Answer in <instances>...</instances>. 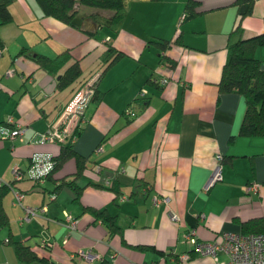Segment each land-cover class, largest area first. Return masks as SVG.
I'll use <instances>...</instances> for the list:
<instances>
[{"label":"crops","instance_id":"obj_1","mask_svg":"<svg viewBox=\"0 0 264 264\" xmlns=\"http://www.w3.org/2000/svg\"><path fill=\"white\" fill-rule=\"evenodd\" d=\"M194 1L193 13L182 17L185 0H123L108 24L109 8L78 3L69 23L42 14L34 0H9L11 18L0 23V125L19 123L23 130L20 138L0 137V184L21 196L18 203L8 186L1 196L7 223L0 225V264H21L14 240L33 246L47 264H213L211 256L190 251L183 232L193 227L197 238L210 239L264 213V135L228 140L244 102L238 92L216 87L226 42L263 29L264 0H252L236 31H230L232 0ZM176 20L179 26L162 36ZM108 46L122 54L107 64ZM63 48L69 55L53 70L32 58ZM254 54L264 69V43ZM73 60L79 74L57 87L58 74ZM96 72L95 94L71 141L86 157L75 178L82 185L78 197L67 186L54 189L60 178L73 176L71 157L41 181L13 178L11 169L23 170L32 152H57V142H36L32 134ZM128 102L129 116L123 113ZM216 153L221 177L204 189ZM249 181L258 183L255 190L245 188ZM151 193L166 200L153 204ZM23 205L37 210L21 220ZM87 207L104 208L118 229L109 230ZM168 210L179 218L170 219ZM64 213L76 219L74 226L64 223ZM41 239L49 245L40 246ZM184 251L189 255L179 258Z\"/></svg>","mask_w":264,"mask_h":264},{"label":"trees","instance_id":"obj_2","mask_svg":"<svg viewBox=\"0 0 264 264\" xmlns=\"http://www.w3.org/2000/svg\"><path fill=\"white\" fill-rule=\"evenodd\" d=\"M39 6L42 14L52 15L55 18L69 22L76 11L78 3L99 8L112 9L109 16L108 24L116 21L119 15V9L123 4V0H34ZM9 0H0V23L10 20L11 15L7 8ZM194 0H185L182 17L192 14L191 10ZM235 4V14L230 31H236L240 26V19L243 15L249 13L251 10L252 0H232ZM167 40L159 41V46L163 48L167 45ZM177 43L178 38L175 36L172 40ZM264 43V15H263V29L259 32L247 35L238 36L230 41H227L224 47L225 54L221 63L220 72L216 81L217 91H236L238 92L244 102L242 116L233 133H230L228 140H231L235 135H264V69L259 65V59L254 54V48ZM110 59L107 64L121 55V51L113 49L108 46ZM67 49L63 48L55 55L49 57L42 53H34L32 58L38 65L49 70H53L61 65L68 57ZM79 65L76 60L67 63L62 71L58 74L56 85L62 87L73 80L79 74ZM99 74V73H98ZM95 94V90L93 96ZM130 107V102L126 107ZM85 109V108H84ZM134 113L133 109H131ZM84 113V111H83ZM125 114V113H124ZM129 116L128 114H126ZM132 115V114H130ZM85 116V114H84ZM85 120V119H84ZM80 125L75 126L73 133L79 131ZM58 150L52 154L53 163L50 169L45 173L44 177L52 173L59 165L68 157L73 159L74 173L72 177L60 178L55 184L54 189L61 186H67L73 191V198L78 197V193L82 185L75 183V178L80 176L82 169L85 167V156L77 153L72 149L71 141H58ZM96 147V146H95ZM95 150V148H94ZM43 177V178H44ZM42 178V179H43ZM37 181V180H35ZM41 181V180H40ZM85 183L99 185L100 183L86 180ZM111 188V187H110ZM7 189V185L0 184V225L7 223L6 214L1 205V196ZM88 211L94 218L98 217L103 221L107 228L118 229V226L112 221V217L107 214L104 208L87 207ZM241 231H263L264 232V213L254 215L240 221ZM144 246V245H143ZM13 251L15 256L21 264H47L45 256L37 255L36 249L28 244H23L19 241H13ZM35 261V263H33Z\"/></svg>","mask_w":264,"mask_h":264},{"label":"built area","instance_id":"obj_3","mask_svg":"<svg viewBox=\"0 0 264 264\" xmlns=\"http://www.w3.org/2000/svg\"><path fill=\"white\" fill-rule=\"evenodd\" d=\"M12 68L5 70V73H10ZM98 77V72L89 75L79 87L74 91L72 96L65 102L54 119L42 131H36L32 134L31 140L36 142H58V141H72L76 134L73 133L74 127L81 125L84 121V108L89 100L93 97L95 90V83ZM166 80L165 76L158 78L159 83ZM142 91L139 90V93ZM123 113L132 114L129 107L123 108ZM6 121L12 122L10 116H6ZM23 126L19 123L12 122V125H0V137L13 138L21 137ZM100 147L96 146V149ZM215 163L210 172L203 188H207L214 180L220 179V154H215ZM53 163L52 154L48 151L36 150L30 154L27 166L21 170L12 168L11 173L13 178L26 176L29 179L40 181L44 177L48 169ZM93 169H99V164H93ZM256 181H249L245 188L255 190L257 186ZM10 187L9 183H6ZM14 200L20 203L21 191L10 187ZM151 202L157 204L160 201L166 200L165 195H158L151 193ZM43 208L44 206H39ZM23 214L20 219H27L31 214L35 213L37 207L30 205H23ZM201 215V214H199ZM168 217L173 220L179 218L178 214L172 210H168ZM64 223L67 226H74L76 219L69 214L64 213ZM183 239L190 245V251L200 255H209L213 259V264H264V232L263 231H241L221 229L218 233L210 239H201L196 237L193 227H188L183 232ZM6 240V239H4ZM49 245L46 239L40 240V246ZM77 253L83 256H89L87 251L79 250ZM222 254V258L217 255ZM189 255L188 251H184L178 255L183 259Z\"/></svg>","mask_w":264,"mask_h":264},{"label":"rangeland","instance_id":"obj_4","mask_svg":"<svg viewBox=\"0 0 264 264\" xmlns=\"http://www.w3.org/2000/svg\"><path fill=\"white\" fill-rule=\"evenodd\" d=\"M177 20H176V22L174 24H172V26L171 25L170 26L169 25L166 26L167 30L165 32H163L164 34H162V36L170 35L172 33V31H173V26H179L180 23H177ZM93 39H94L95 42H100L99 39L96 36Z\"/></svg>","mask_w":264,"mask_h":264}]
</instances>
